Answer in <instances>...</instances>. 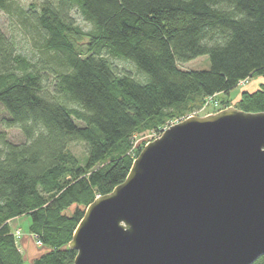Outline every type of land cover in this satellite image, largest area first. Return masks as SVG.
Here are the masks:
<instances>
[{
  "label": "trees",
  "instance_id": "1",
  "mask_svg": "<svg viewBox=\"0 0 264 264\" xmlns=\"http://www.w3.org/2000/svg\"><path fill=\"white\" fill-rule=\"evenodd\" d=\"M0 9L37 31L43 62L57 65L45 78L0 28V105L26 138L0 131V264L25 263L11 225L18 216L45 249L34 264H73V234L95 198L127 178L139 129L161 127L194 97L264 76V0H42L28 9L0 0ZM206 55L210 69L180 66ZM237 107L264 111V85ZM73 142H84L85 162L69 151Z\"/></svg>",
  "mask_w": 264,
  "mask_h": 264
},
{
  "label": "water",
  "instance_id": "2",
  "mask_svg": "<svg viewBox=\"0 0 264 264\" xmlns=\"http://www.w3.org/2000/svg\"><path fill=\"white\" fill-rule=\"evenodd\" d=\"M69 247L73 264L254 263L264 255V111L230 106L166 129L87 207Z\"/></svg>",
  "mask_w": 264,
  "mask_h": 264
},
{
  "label": "rangeland",
  "instance_id": "3",
  "mask_svg": "<svg viewBox=\"0 0 264 264\" xmlns=\"http://www.w3.org/2000/svg\"><path fill=\"white\" fill-rule=\"evenodd\" d=\"M19 3L28 9L31 3L39 4L42 0H18ZM75 18L85 30L90 29V24L87 23L80 12H74ZM0 28L10 36L16 45V50L18 53L26 56L36 63L37 67L43 72L45 78L52 80V69H56L57 65L52 62V60L43 62V59L46 58L44 41L37 34L30 25L25 24L21 19L15 14H8L0 9ZM109 60L113 63L118 69H128L131 70L136 75L138 74L134 65L123 59H116L109 57ZM44 65H48V69L44 68ZM180 66L184 69L190 70H206L210 69V60L209 57L201 56L186 63H180ZM264 85V76L254 75L247 79L240 80L238 85L229 93V94H217L207 98H192L187 104L183 106L176 107L170 113L167 114V119L165 123L159 128H149L147 126L142 127L133 135V154L132 156L136 158L142 151V149L149 142L160 137L162 133L171 127L172 125L179 123L190 116H205L208 114L216 113L221 109L228 108L230 106L237 107L238 102L242 97V93L245 91L252 92L258 90L261 86ZM239 108V107H237ZM8 114L0 105V131H5L8 138L15 143L24 142L26 140L25 135L21 129L17 126H7L6 118ZM81 123V122H79ZM82 124V123H81ZM84 142H73L69 146V151L76 156L82 162H85L87 158V151ZM135 151V153H134ZM29 218L26 216H18L11 220V225L13 229L21 228L23 235L31 236L34 238V235L28 231ZM20 241V238H19ZM36 241V240H35ZM37 244V243H36ZM31 247L34 249V255L30 250V254L23 251L25 263L34 264L35 260L40 257L45 249L36 245Z\"/></svg>",
  "mask_w": 264,
  "mask_h": 264
},
{
  "label": "crops",
  "instance_id": "4",
  "mask_svg": "<svg viewBox=\"0 0 264 264\" xmlns=\"http://www.w3.org/2000/svg\"><path fill=\"white\" fill-rule=\"evenodd\" d=\"M20 245H21V248H22V251H26V253L30 254V251L33 253L31 255H34V249H32L31 247L35 246L37 249H39L36 245V241L34 238H32L31 236H27L26 234L22 236V238L20 239L19 241ZM30 250V251H29Z\"/></svg>",
  "mask_w": 264,
  "mask_h": 264
},
{
  "label": "built area",
  "instance_id": "5",
  "mask_svg": "<svg viewBox=\"0 0 264 264\" xmlns=\"http://www.w3.org/2000/svg\"><path fill=\"white\" fill-rule=\"evenodd\" d=\"M14 230H15V234H16L17 238L18 239L19 238L21 239L22 236H23L22 229L21 228H16ZM34 239L36 240V243H37L38 246H40V247L43 246V244L41 243V241H39L35 235H34Z\"/></svg>",
  "mask_w": 264,
  "mask_h": 264
}]
</instances>
